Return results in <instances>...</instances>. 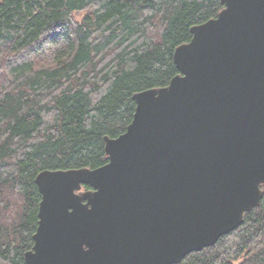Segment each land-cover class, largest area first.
Wrapping results in <instances>:
<instances>
[{"label":"water","instance_id":"obj_1","mask_svg":"<svg viewBox=\"0 0 264 264\" xmlns=\"http://www.w3.org/2000/svg\"><path fill=\"white\" fill-rule=\"evenodd\" d=\"M220 4L174 50L169 84L132 95L131 123L103 139L106 164L35 177L26 264H180L259 206L264 0Z\"/></svg>","mask_w":264,"mask_h":264},{"label":"trees","instance_id":"obj_2","mask_svg":"<svg viewBox=\"0 0 264 264\" xmlns=\"http://www.w3.org/2000/svg\"><path fill=\"white\" fill-rule=\"evenodd\" d=\"M222 9L220 0H0V264H26L33 247L35 177L106 164L103 139L131 123L132 95L167 86L174 50ZM180 264H264V194L240 227Z\"/></svg>","mask_w":264,"mask_h":264},{"label":"rangeland","instance_id":"obj_3","mask_svg":"<svg viewBox=\"0 0 264 264\" xmlns=\"http://www.w3.org/2000/svg\"><path fill=\"white\" fill-rule=\"evenodd\" d=\"M85 14L84 13H81V14H74V19H75V21H77V22H80L81 20H82V18H83V16H84Z\"/></svg>","mask_w":264,"mask_h":264}]
</instances>
